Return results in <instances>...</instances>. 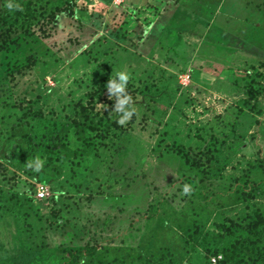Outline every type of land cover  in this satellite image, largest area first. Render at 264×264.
Masks as SVG:
<instances>
[{"label":"rangeland","instance_id":"rangeland-1","mask_svg":"<svg viewBox=\"0 0 264 264\" xmlns=\"http://www.w3.org/2000/svg\"><path fill=\"white\" fill-rule=\"evenodd\" d=\"M31 7L0 27V264H264V0Z\"/></svg>","mask_w":264,"mask_h":264},{"label":"clouds","instance_id":"clouds-1","mask_svg":"<svg viewBox=\"0 0 264 264\" xmlns=\"http://www.w3.org/2000/svg\"><path fill=\"white\" fill-rule=\"evenodd\" d=\"M4 6L9 13L23 11V6L20 0H3ZM130 80V73L127 71H117L114 76H111L107 83V89L110 98L114 97V111L119 115L116 121L120 125H124L134 115L136 109L132 106V97L127 91V86ZM42 161L37 158L30 162V166H35L36 170L42 167ZM193 191L192 185L185 183L182 189V194L185 196L191 195Z\"/></svg>","mask_w":264,"mask_h":264},{"label":"trees","instance_id":"trees-1","mask_svg":"<svg viewBox=\"0 0 264 264\" xmlns=\"http://www.w3.org/2000/svg\"><path fill=\"white\" fill-rule=\"evenodd\" d=\"M31 3L32 0L26 1L22 3L23 6V11H17L15 12V15L12 17H9L7 15H3L2 19L0 17V27L6 26V24H8L6 26V30L11 33V31L13 30V26L16 25L19 20L21 19L22 16H24V14H27L28 16H32L34 14L33 9L31 7ZM56 12V11H55ZM55 12H52L53 14H56ZM58 14V13H57ZM8 40V38H6ZM5 40V38H4ZM0 47H2V44H0ZM100 112H97L96 114L99 115ZM109 116V115H106ZM103 119V120H102ZM100 121V124H104V118H102ZM173 148L178 152V154H183L184 157L187 155V153L182 149L181 146H173ZM187 157V156H186ZM188 158V157H187ZM264 224V219H262V221L258 222L256 224V227H259L260 225ZM74 254V252L72 253ZM78 254H81V250L77 251L75 253V255L77 256ZM217 255V254H216ZM234 256H223L222 259H220L217 264H235V262H233Z\"/></svg>","mask_w":264,"mask_h":264},{"label":"built area","instance_id":"built-area-1","mask_svg":"<svg viewBox=\"0 0 264 264\" xmlns=\"http://www.w3.org/2000/svg\"><path fill=\"white\" fill-rule=\"evenodd\" d=\"M44 193H45V192H44V188H41V190H40V195L43 196ZM219 259H221V256H219ZM219 259H218V256H217L216 258H214V262H217Z\"/></svg>","mask_w":264,"mask_h":264}]
</instances>
